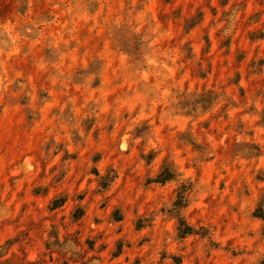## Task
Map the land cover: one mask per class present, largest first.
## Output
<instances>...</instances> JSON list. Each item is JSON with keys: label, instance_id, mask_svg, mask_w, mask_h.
Here are the masks:
<instances>
[{"label": "rangeland", "instance_id": "1", "mask_svg": "<svg viewBox=\"0 0 264 264\" xmlns=\"http://www.w3.org/2000/svg\"><path fill=\"white\" fill-rule=\"evenodd\" d=\"M0 261L264 264V0H0Z\"/></svg>", "mask_w": 264, "mask_h": 264}, {"label": "trees", "instance_id": "2", "mask_svg": "<svg viewBox=\"0 0 264 264\" xmlns=\"http://www.w3.org/2000/svg\"><path fill=\"white\" fill-rule=\"evenodd\" d=\"M7 261H0V264H5Z\"/></svg>", "mask_w": 264, "mask_h": 264}]
</instances>
